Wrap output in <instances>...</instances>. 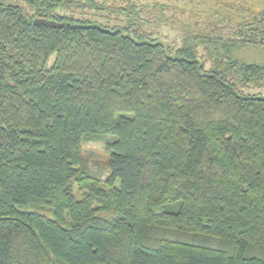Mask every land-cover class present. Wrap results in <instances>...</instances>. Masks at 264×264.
I'll use <instances>...</instances> for the list:
<instances>
[{"label": "trees", "instance_id": "obj_1", "mask_svg": "<svg viewBox=\"0 0 264 264\" xmlns=\"http://www.w3.org/2000/svg\"><path fill=\"white\" fill-rule=\"evenodd\" d=\"M171 10L0 0V264H264V0Z\"/></svg>", "mask_w": 264, "mask_h": 264}, {"label": "rangeland", "instance_id": "obj_2", "mask_svg": "<svg viewBox=\"0 0 264 264\" xmlns=\"http://www.w3.org/2000/svg\"><path fill=\"white\" fill-rule=\"evenodd\" d=\"M112 1V0H111ZM161 2H166L171 5L174 10L169 11L167 14L169 17H173L171 22L173 25H165L161 28L160 32L167 41H174L175 43H179L181 30L177 27L183 25L187 20H193L194 13L199 14L201 20H204V17L201 15L207 8L211 7L212 0H160ZM216 10V9H215ZM239 9H237L238 11ZM177 11V12H175ZM241 11V10H240ZM214 14V11L212 12ZM106 13H96L90 12L87 14H77L76 18H85L87 20L93 22H102L103 24L115 26L124 24V19L121 16L115 17L111 16L107 17ZM206 16V15H204ZM212 17L217 18L218 14L211 15ZM177 20V22H175ZM215 21H219V19H214ZM194 21V20H193ZM236 22V19L233 20ZM215 24V23H213ZM174 27V28H173ZM114 137L112 136H103L101 141L98 142H87L83 145V156L86 161L91 165V167L96 168L99 164L105 162L108 159L109 152L106 148V144L112 141ZM76 193H78L75 188Z\"/></svg>", "mask_w": 264, "mask_h": 264}, {"label": "water", "instance_id": "obj_3", "mask_svg": "<svg viewBox=\"0 0 264 264\" xmlns=\"http://www.w3.org/2000/svg\"><path fill=\"white\" fill-rule=\"evenodd\" d=\"M34 24L51 27V28H63L64 27V23H58L54 20L40 19V18L35 19Z\"/></svg>", "mask_w": 264, "mask_h": 264}]
</instances>
